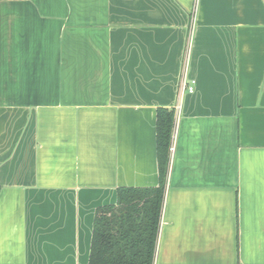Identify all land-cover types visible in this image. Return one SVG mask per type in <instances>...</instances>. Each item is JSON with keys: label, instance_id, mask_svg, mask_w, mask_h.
<instances>
[{"label": "crops", "instance_id": "1", "mask_svg": "<svg viewBox=\"0 0 264 264\" xmlns=\"http://www.w3.org/2000/svg\"><path fill=\"white\" fill-rule=\"evenodd\" d=\"M159 107L153 264H264V0H0V264H89L97 209L160 182Z\"/></svg>", "mask_w": 264, "mask_h": 264}, {"label": "trees", "instance_id": "2", "mask_svg": "<svg viewBox=\"0 0 264 264\" xmlns=\"http://www.w3.org/2000/svg\"><path fill=\"white\" fill-rule=\"evenodd\" d=\"M175 109H157L160 182L152 187H120L117 202L97 209L89 264H153L157 249Z\"/></svg>", "mask_w": 264, "mask_h": 264}, {"label": "built area", "instance_id": "3", "mask_svg": "<svg viewBox=\"0 0 264 264\" xmlns=\"http://www.w3.org/2000/svg\"><path fill=\"white\" fill-rule=\"evenodd\" d=\"M182 90H187L189 92H193L194 91V81H192L191 83H188L184 80L183 84H182Z\"/></svg>", "mask_w": 264, "mask_h": 264}]
</instances>
